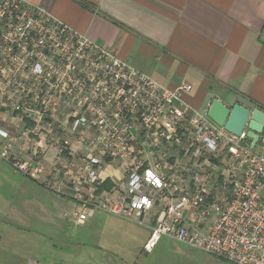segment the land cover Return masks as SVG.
Returning <instances> with one entry per match:
<instances>
[{"label":"built area","instance_id":"built-area-1","mask_svg":"<svg viewBox=\"0 0 264 264\" xmlns=\"http://www.w3.org/2000/svg\"><path fill=\"white\" fill-rule=\"evenodd\" d=\"M192 90L164 86L41 5L0 0L1 160L70 198L80 225L102 212L144 226L154 213L146 253L167 237L264 264V132L252 150L186 103ZM9 107L16 124L30 121L24 137L1 128ZM108 167L122 176L99 195Z\"/></svg>","mask_w":264,"mask_h":264},{"label":"crops","instance_id":"crops-1","mask_svg":"<svg viewBox=\"0 0 264 264\" xmlns=\"http://www.w3.org/2000/svg\"><path fill=\"white\" fill-rule=\"evenodd\" d=\"M27 1L45 7L164 86L191 84L193 90L184 95V100L201 112L208 110L213 99L228 107L240 104L251 110L264 108V0ZM84 1L91 6H84ZM15 124L13 118L1 128L11 132ZM2 142L0 138V148ZM176 158L171 156L170 163ZM121 176L120 169L108 167L101 173L104 182L98 194L113 193ZM4 206L12 205L0 199V208ZM67 210L66 203L64 214L58 217L34 202L25 213L0 216V264H127L114 252L105 253L98 244L93 248L79 243L86 237L83 227L87 223L80 225ZM99 214L104 213L97 212L89 220ZM112 218L136 226L133 235H140L138 244L126 253L135 255V264H144V254L150 253L143 250V245L154 225V213L144 218V226ZM61 221L70 225L65 232ZM64 233L67 237L78 233L76 238L70 237L78 246L64 241Z\"/></svg>","mask_w":264,"mask_h":264},{"label":"rangeland","instance_id":"rangeland-1","mask_svg":"<svg viewBox=\"0 0 264 264\" xmlns=\"http://www.w3.org/2000/svg\"><path fill=\"white\" fill-rule=\"evenodd\" d=\"M22 103L29 105L27 96L22 97ZM4 113L6 115L5 123L13 122V117L19 116V113L14 112L10 107ZM22 122V125L18 123L14 128L11 127L10 130L12 133L24 137L26 130H30V121L24 119ZM41 134H45V130L42 128H40L39 137ZM37 140L38 137L29 134L27 137V147H34L38 143L35 142ZM59 195L61 196L60 193L53 189L51 190L46 185L44 188L30 177L16 173L9 164L0 159V199H5L12 205L11 207H1L0 216L15 213V211L25 213L28 205L31 203L34 204V202L46 207L51 211V214L58 217L64 214L67 203L69 208L67 213L70 215L75 208V203L71 200H65ZM40 213L44 214L43 212ZM60 223L62 225L61 229L64 232L70 227L67 221H61ZM85 223L87 224L83 227V231L86 237H81L78 240L79 243H85L93 248L95 246L97 247L98 244L105 253L114 252L117 257L126 261L127 264H135V255L126 252L132 248L131 246L138 244L140 235L138 238L133 235L137 229L136 226L134 227L136 229H134L128 224L119 222L105 214H99L98 218L96 216L94 219L86 221ZM62 236L64 237V241H68L71 246H78L76 242L70 239L69 235L67 237L64 233ZM141 247L142 244L140 245ZM143 257L142 263L144 262V264H232L224 259L208 255L198 249L169 240L167 237L162 238L152 253L148 255L144 254ZM105 258L108 257L104 255ZM94 262L99 261L95 259Z\"/></svg>","mask_w":264,"mask_h":264},{"label":"water","instance_id":"water-1","mask_svg":"<svg viewBox=\"0 0 264 264\" xmlns=\"http://www.w3.org/2000/svg\"><path fill=\"white\" fill-rule=\"evenodd\" d=\"M208 116L217 125L224 127L235 136L240 137L245 134L251 141L252 150L255 149L264 132V110L259 107L252 110L240 104L228 107L219 99H213L208 108ZM74 227L75 225H72V231ZM77 229L79 230L80 227L78 226ZM77 235L78 233L75 236L71 233L70 237L76 238Z\"/></svg>","mask_w":264,"mask_h":264},{"label":"trees","instance_id":"trees-1","mask_svg":"<svg viewBox=\"0 0 264 264\" xmlns=\"http://www.w3.org/2000/svg\"><path fill=\"white\" fill-rule=\"evenodd\" d=\"M84 6H91V4L90 3H87L86 1H84V2H81ZM259 108H261V109H263L264 110V108L263 107H261V106H258ZM108 187V186H107ZM106 187V188H107Z\"/></svg>","mask_w":264,"mask_h":264}]
</instances>
